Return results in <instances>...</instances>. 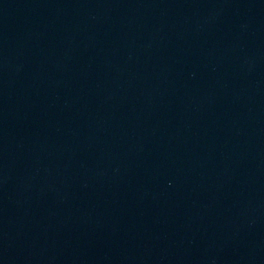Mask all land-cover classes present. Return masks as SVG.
I'll return each mask as SVG.
<instances>
[{"label": "water", "instance_id": "water-1", "mask_svg": "<svg viewBox=\"0 0 264 264\" xmlns=\"http://www.w3.org/2000/svg\"><path fill=\"white\" fill-rule=\"evenodd\" d=\"M0 264H264V0H0Z\"/></svg>", "mask_w": 264, "mask_h": 264}]
</instances>
